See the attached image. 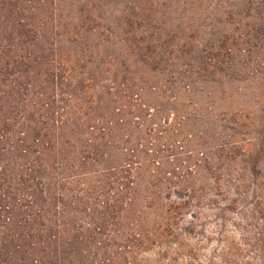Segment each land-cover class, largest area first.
<instances>
[{
  "label": "rangeland",
  "instance_id": "obj_1",
  "mask_svg": "<svg viewBox=\"0 0 264 264\" xmlns=\"http://www.w3.org/2000/svg\"><path fill=\"white\" fill-rule=\"evenodd\" d=\"M94 2L112 36L87 104L110 117L99 149L147 147L133 206L169 225L140 257L264 264V0ZM151 168L159 184L147 189Z\"/></svg>",
  "mask_w": 264,
  "mask_h": 264
},
{
  "label": "trees",
  "instance_id": "obj_2",
  "mask_svg": "<svg viewBox=\"0 0 264 264\" xmlns=\"http://www.w3.org/2000/svg\"><path fill=\"white\" fill-rule=\"evenodd\" d=\"M96 11L94 0H0V264H162L140 254L169 225L132 202L139 159L153 155L127 145L104 159L110 117L87 106L97 48L112 39Z\"/></svg>",
  "mask_w": 264,
  "mask_h": 264
}]
</instances>
